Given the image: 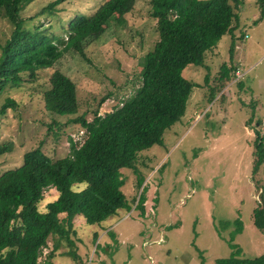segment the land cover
<instances>
[{
  "label": "rangeland",
  "instance_id": "1",
  "mask_svg": "<svg viewBox=\"0 0 264 264\" xmlns=\"http://www.w3.org/2000/svg\"><path fill=\"white\" fill-rule=\"evenodd\" d=\"M50 1L31 0L19 14L25 27L39 26L59 44L56 37L65 36L75 15L92 14L105 0H59L47 7ZM149 1L136 0L123 23L111 22L87 42L84 55L69 50L52 66L38 69L34 78L25 74L23 82L5 86L0 106L8 96L16 105L0 114V145L12 143L0 154V173L19 165L23 153L37 145L52 159L67 155L70 138L80 144L86 133L72 119L84 114L91 120L96 110L104 114L135 92L143 56L158 39ZM260 13L256 0H242L233 32L223 34L205 51L202 64L183 68V76L195 83L183 115L164 130L161 143L138 152V173L121 169V188L131 208H120L100 223H88L76 214L75 232L69 234L70 241L59 239L51 257L54 263L216 264V257L231 253L226 238L238 218L243 227L233 241L241 254L252 257L264 252V234L253 222V209L264 205V161L253 171L256 130L264 141V14ZM12 29L13 23L0 13V52ZM222 64L230 69L226 82ZM56 68L76 83L78 109L72 114L45 107L43 91ZM138 177L143 178L141 185ZM142 188L144 213L134 201ZM56 194L54 187H47L38 208L44 210ZM57 239L56 234L48 237L37 264H46ZM70 250L77 252V258Z\"/></svg>",
  "mask_w": 264,
  "mask_h": 264
},
{
  "label": "trees",
  "instance_id": "2",
  "mask_svg": "<svg viewBox=\"0 0 264 264\" xmlns=\"http://www.w3.org/2000/svg\"><path fill=\"white\" fill-rule=\"evenodd\" d=\"M31 0H0V13L12 23L10 36L1 45L0 92L6 85H17L36 76L37 70L52 66L61 56L74 50L85 54L91 38L98 37L111 22L121 24L136 0H105L92 14L75 15L67 25L65 36L56 37L59 44L39 26L25 27L20 10ZM59 0L50 1L52 7ZM242 0H150L148 13L156 20L158 39L142 61L140 84L135 92L104 114L97 110L91 120L84 114L72 119L86 129L80 144L70 138L67 155L52 159L37 145L23 153L22 162L0 173V264H37L40 252L51 234L57 235L47 253L46 264L58 248L59 239L70 241L75 232L73 218L82 214L88 223H100L118 209H130L122 190V168L135 173L138 152L162 142L164 130L177 121L195 83L182 74L189 63L202 64L205 51L212 48L225 33L237 27ZM260 17L264 0H256ZM229 68L222 64L221 77L229 79ZM108 95L101 98L103 101ZM45 107L59 114H72L78 109L76 83L60 69L49 76V87L43 91ZM16 105L6 97L0 106L3 114ZM12 143L0 145V154ZM253 171L264 161V141L256 130ZM143 178L138 177L141 185ZM84 182V186L77 184ZM76 185L77 187H74ZM47 187L57 190L46 202L38 204ZM76 188V189H75ZM142 188L135 207L144 213L146 195ZM65 215L60 217L59 214ZM226 238L231 253L216 257V264H264V252L243 256L233 241L242 229L241 220ZM253 222L264 234V205L253 209ZM226 223H230L226 221ZM97 233H95V239ZM69 253L77 258V252Z\"/></svg>",
  "mask_w": 264,
  "mask_h": 264
},
{
  "label": "crops",
  "instance_id": "3",
  "mask_svg": "<svg viewBox=\"0 0 264 264\" xmlns=\"http://www.w3.org/2000/svg\"><path fill=\"white\" fill-rule=\"evenodd\" d=\"M62 213H64V212H62ZM74 218H76V217H74Z\"/></svg>",
  "mask_w": 264,
  "mask_h": 264
},
{
  "label": "built area",
  "instance_id": "4",
  "mask_svg": "<svg viewBox=\"0 0 264 264\" xmlns=\"http://www.w3.org/2000/svg\"><path fill=\"white\" fill-rule=\"evenodd\" d=\"M247 35H245V37H246Z\"/></svg>",
  "mask_w": 264,
  "mask_h": 264
}]
</instances>
